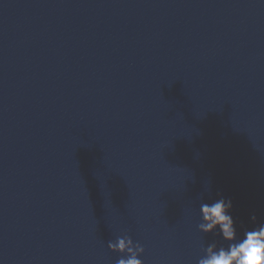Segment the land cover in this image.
Here are the masks:
<instances>
[{
	"label": "water",
	"instance_id": "obj_1",
	"mask_svg": "<svg viewBox=\"0 0 264 264\" xmlns=\"http://www.w3.org/2000/svg\"><path fill=\"white\" fill-rule=\"evenodd\" d=\"M220 198L264 224V0H0V264H198Z\"/></svg>",
	"mask_w": 264,
	"mask_h": 264
},
{
	"label": "clouds",
	"instance_id": "obj_2",
	"mask_svg": "<svg viewBox=\"0 0 264 264\" xmlns=\"http://www.w3.org/2000/svg\"><path fill=\"white\" fill-rule=\"evenodd\" d=\"M232 207L231 200L223 198L201 205L200 230L204 233H217L227 242V246L209 244L198 264H264V224L246 229L241 235L230 214ZM109 247L114 252L124 254L117 264H143L139 257L145 249L130 237H120L110 242Z\"/></svg>",
	"mask_w": 264,
	"mask_h": 264
}]
</instances>
